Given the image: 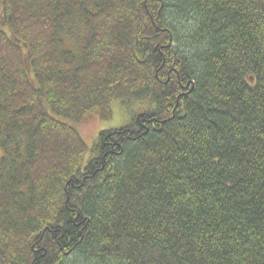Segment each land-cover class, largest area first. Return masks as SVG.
<instances>
[{
    "label": "trees",
    "instance_id": "1",
    "mask_svg": "<svg viewBox=\"0 0 264 264\" xmlns=\"http://www.w3.org/2000/svg\"><path fill=\"white\" fill-rule=\"evenodd\" d=\"M0 149V264H264V0H0Z\"/></svg>",
    "mask_w": 264,
    "mask_h": 264
},
{
    "label": "rangeland",
    "instance_id": "2",
    "mask_svg": "<svg viewBox=\"0 0 264 264\" xmlns=\"http://www.w3.org/2000/svg\"><path fill=\"white\" fill-rule=\"evenodd\" d=\"M74 31H76V36L74 38L63 36L60 49H70L74 52L78 50V47L82 44V38L84 40L87 33L83 24L78 22H76ZM58 54L60 55L62 53ZM58 62H60L59 66L61 69L63 68V72L67 71L65 70L67 66H65L62 59L58 58ZM67 68L70 69V67ZM145 108H147V106L143 102L116 98L109 103L108 109L99 110V108H94L82 114V116L80 115L81 117L77 119H67L66 124L75 130L83 140V147L81 150L83 158L81 159V164H85L87 160L93 156V147L101 131L118 129L124 126L135 114L140 113ZM69 149L67 145V152H70Z\"/></svg>",
    "mask_w": 264,
    "mask_h": 264
}]
</instances>
